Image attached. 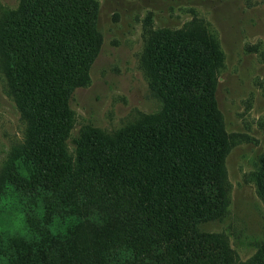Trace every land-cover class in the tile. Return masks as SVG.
Wrapping results in <instances>:
<instances>
[{"label": "trees", "instance_id": "1", "mask_svg": "<svg viewBox=\"0 0 264 264\" xmlns=\"http://www.w3.org/2000/svg\"><path fill=\"white\" fill-rule=\"evenodd\" d=\"M95 20L91 0H24L0 22V68L27 122L1 168L0 201L13 199L31 233L21 247L0 226V264L6 251L25 258L8 264H233L198 228L223 207L217 42L204 29L159 32L145 61L163 117L108 136L83 131L69 147L70 98L95 54ZM257 180L264 201V156ZM252 264H264V246Z\"/></svg>", "mask_w": 264, "mask_h": 264}, {"label": "rangeland", "instance_id": "2", "mask_svg": "<svg viewBox=\"0 0 264 264\" xmlns=\"http://www.w3.org/2000/svg\"><path fill=\"white\" fill-rule=\"evenodd\" d=\"M24 0H0V22ZM96 9L95 54L69 107L74 124L67 140L87 130L108 136L166 112L145 61L159 32L204 29L220 54L212 103L226 136L220 163L223 207L198 224L233 252V264H252L264 246V201L257 182L264 156V0H91ZM212 40L213 42H215ZM22 116L0 68V171L22 142ZM0 201L4 240L27 246L31 233L12 206ZM1 258L25 263L6 251ZM14 254V255H13ZM26 256V255H25Z\"/></svg>", "mask_w": 264, "mask_h": 264}]
</instances>
